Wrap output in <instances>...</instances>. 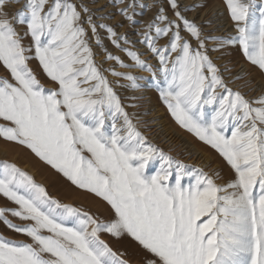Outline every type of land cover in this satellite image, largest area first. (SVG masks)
<instances>
[{"label": "snow or ice", "instance_id": "6c2138e0", "mask_svg": "<svg viewBox=\"0 0 264 264\" xmlns=\"http://www.w3.org/2000/svg\"><path fill=\"white\" fill-rule=\"evenodd\" d=\"M9 2L0 0V64L10 77H0V138L102 199L112 218L62 205L16 164L0 162V195L17 206L0 209V223L30 241L0 235V264H126L103 233L130 235L151 254L147 264H264V94L249 99L231 89L211 56L237 45L264 75V0H225L237 33L228 38L206 35L188 18L203 5L158 0L135 41L116 31L123 24L99 22L106 17L95 18L83 0H25L14 19ZM146 7L133 0L118 14L135 25V10ZM93 39L105 63L113 62L110 70L97 63ZM149 54L156 66L143 59ZM34 59L55 88L38 80ZM117 67L162 73L160 95L172 117L219 153L231 177L217 183L218 173L190 170L151 144L106 73L134 89L144 78ZM156 161L158 170L148 174Z\"/></svg>", "mask_w": 264, "mask_h": 264}, {"label": "rangeland", "instance_id": "374dc122", "mask_svg": "<svg viewBox=\"0 0 264 264\" xmlns=\"http://www.w3.org/2000/svg\"><path fill=\"white\" fill-rule=\"evenodd\" d=\"M184 1L186 0H181L182 3ZM193 1L194 0H187L186 2L188 5H198ZM76 2H80V0H76ZM83 2L95 13V18L106 17L99 22L113 27L117 24H123V27L116 28V31L121 35L129 34V39L133 41L138 38L139 33L147 30L148 24L153 21L159 7L158 0H136L137 3H142L147 7L143 9L137 8L135 10L137 13V15H135L137 23L133 25L128 22L125 17L118 14V8H125L127 5L132 4L133 0H118L116 5L113 4V0H83ZM224 2L225 0H221L220 3L223 4ZM256 2L258 6L261 0H256ZM24 5L25 0H19L18 3L16 0H10L7 7L9 17L14 19L15 13L22 10ZM200 8L196 7L194 11L187 13V16L190 20H194L201 26L206 35L228 38L237 34L235 24L231 18L228 27L225 29H222V26H218L219 22L217 20L219 17L217 14L223 12V10H220V7L212 11H206V9L201 11ZM100 9H102V11H100ZM110 13L113 14L112 17L107 18ZM129 14H132L131 9H129ZM18 31L23 33L25 29L20 27ZM103 36L104 32L101 30V37L103 38ZM24 43L30 44L31 38L26 37ZM103 43L107 46L108 51L119 55L125 62L131 63L126 53L114 48L109 43L108 39H104ZM161 43H164V41L162 40ZM92 46L94 52L97 53V63L102 64L105 69L110 70L113 62L108 61L105 63L104 50L96 46L94 39ZM208 46L214 48L217 45L216 42L210 41ZM129 47L132 46L129 45ZM135 50L139 52L146 51L143 45H136ZM211 56L223 79L231 89L241 92L249 99L264 94V75L261 74L256 66L252 65L246 59L239 46H225L219 51L212 52ZM143 59L153 66L157 65L156 59H153L151 54L144 56ZM245 65H247L248 68H246ZM0 66V77L10 78L8 70H6L2 64H0ZM30 67L41 84L46 88L56 87V84L42 71L37 60H32ZM116 70L144 78L139 81L141 87L139 89H134L129 86L130 82L126 79L116 78L110 74V71L106 73L110 80L116 81L115 88L121 95L123 102L128 105L127 111L133 114L135 117L134 122L151 144L162 149L166 154L174 157L181 163L188 165L190 170L203 169L204 172L209 175L218 173L219 179H217V183L222 184L231 177V170L219 153L209 145L201 142L193 134L183 129L175 121L174 117H172L167 105L163 102L160 95V90L166 86L162 73L157 72L156 76L153 77L152 73L136 67H117ZM161 122L180 135L175 134L172 139L168 133H165L162 125H159ZM181 135L188 136L195 145L197 144L196 146L205 154L206 159L202 157V155H194L195 152L190 154L189 149L186 148L187 145L184 146L183 143L178 144V141L175 142L178 138L183 140ZM174 138L176 139L174 140ZM0 162L16 164L22 171L32 176L36 183L42 185L47 190L48 194L62 205L76 207L82 212H88L99 220L108 221L112 218V211L106 202L96 197L94 194L80 190L72 185L62 174L38 158L25 146L16 142H8L0 138ZM158 167L159 161L153 162L150 165L148 174H155ZM15 207L17 206L14 203L9 202L0 195V209H11ZM8 219L12 220L14 223H23L10 215ZM0 235L16 242H30L24 235L11 231L3 223H0ZM101 239H103L114 252L120 255V257L126 261V264H147V261L152 259L151 254L144 250L130 235L125 234L120 237H114L110 234L103 233L101 234Z\"/></svg>", "mask_w": 264, "mask_h": 264}, {"label": "bare ground", "instance_id": "6f19581e", "mask_svg": "<svg viewBox=\"0 0 264 264\" xmlns=\"http://www.w3.org/2000/svg\"><path fill=\"white\" fill-rule=\"evenodd\" d=\"M187 1V0H186ZM184 1V4H187V2ZM194 3L196 2L198 5H203V7H199L201 11H203L204 9H206V11H212V10H216L217 7H220V10H223V12L221 14H217V16L219 17V19L217 20L219 22L218 26H222V29H225L226 27H228L229 24V20H230V16H229V12L227 11L226 7H225V2L222 4L220 3L221 0H194ZM192 2V3H193ZM159 5V4H158ZM219 9V8H218ZM202 14V13H201ZM171 15V13H170ZM226 21V22H225ZM228 21V22H227ZM232 54V53H231ZM1 67V66H0ZM246 68H248L247 65H245ZM251 98V97H250ZM160 113V112H159ZM160 126L162 125L163 130L165 131V133H168L169 136H171V138L173 139L174 135H180L179 133H177L175 130H172L171 128H169L167 125H163V122H161L159 124ZM167 135V136H168ZM181 137H183V140H180V138H178L175 142L178 141V144L183 143L184 146L187 145V149H189L190 154L192 152H195L194 155L198 154V155H202V157L206 156L205 154L200 151V149L194 144V142H192V140L188 137V136H183L181 135ZM176 138H174L175 140ZM185 148V147H184ZM208 158V157H207ZM206 161V160H205ZM209 161V160H208ZM39 167V166H38ZM213 169V168H212Z\"/></svg>", "mask_w": 264, "mask_h": 264}]
</instances>
